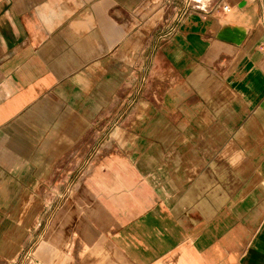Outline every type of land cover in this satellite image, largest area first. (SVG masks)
Instances as JSON below:
<instances>
[{
  "label": "crops",
  "instance_id": "1",
  "mask_svg": "<svg viewBox=\"0 0 264 264\" xmlns=\"http://www.w3.org/2000/svg\"><path fill=\"white\" fill-rule=\"evenodd\" d=\"M200 2L164 35L149 0H0V264L85 144L93 264H264L261 0Z\"/></svg>",
  "mask_w": 264,
  "mask_h": 264
},
{
  "label": "rangeland",
  "instance_id": "2",
  "mask_svg": "<svg viewBox=\"0 0 264 264\" xmlns=\"http://www.w3.org/2000/svg\"><path fill=\"white\" fill-rule=\"evenodd\" d=\"M149 1L151 8H156L165 15L167 21H172L166 26L164 35L174 31L180 19L190 14L192 4L205 8L201 0ZM209 13L202 12L203 15ZM87 151L89 145L85 144L80 153L64 157L62 166L55 173L52 186L48 189L49 202L45 205L47 218L32 221L31 240H23L21 249L15 253V260L11 264H93L94 257L88 252L86 244L87 205L78 204L73 199V196L82 194L81 183L87 176L89 160L92 162L93 155L89 156ZM52 199L54 202H50Z\"/></svg>",
  "mask_w": 264,
  "mask_h": 264
},
{
  "label": "built area",
  "instance_id": "3",
  "mask_svg": "<svg viewBox=\"0 0 264 264\" xmlns=\"http://www.w3.org/2000/svg\"><path fill=\"white\" fill-rule=\"evenodd\" d=\"M218 5H219L220 11H222V12H226L229 9V5L226 4V3H218L216 5V8H217ZM260 5H261L260 23L264 26V0H261V4Z\"/></svg>",
  "mask_w": 264,
  "mask_h": 264
}]
</instances>
